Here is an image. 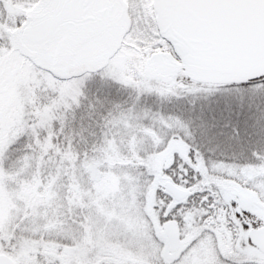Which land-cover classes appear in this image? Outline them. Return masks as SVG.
<instances>
[{
    "label": "snow or ice",
    "instance_id": "obj_1",
    "mask_svg": "<svg viewBox=\"0 0 264 264\" xmlns=\"http://www.w3.org/2000/svg\"><path fill=\"white\" fill-rule=\"evenodd\" d=\"M0 264H264V0H0Z\"/></svg>",
    "mask_w": 264,
    "mask_h": 264
},
{
    "label": "rangeland",
    "instance_id": "obj_2",
    "mask_svg": "<svg viewBox=\"0 0 264 264\" xmlns=\"http://www.w3.org/2000/svg\"><path fill=\"white\" fill-rule=\"evenodd\" d=\"M113 185L111 183H105L106 188H111Z\"/></svg>",
    "mask_w": 264,
    "mask_h": 264
}]
</instances>
